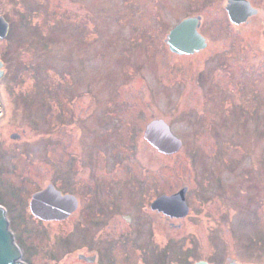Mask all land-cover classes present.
Masks as SVG:
<instances>
[{
	"label": "rangeland",
	"instance_id": "374dc122",
	"mask_svg": "<svg viewBox=\"0 0 264 264\" xmlns=\"http://www.w3.org/2000/svg\"><path fill=\"white\" fill-rule=\"evenodd\" d=\"M251 2L235 24L228 0H0V204L28 263L100 249L103 264H264V0ZM198 16L209 45L173 53L169 31ZM241 84L263 102L246 127L219 104ZM156 119L181 149L144 138ZM51 183L80 200L61 221L30 211ZM184 187L187 215L151 208Z\"/></svg>",
	"mask_w": 264,
	"mask_h": 264
},
{
	"label": "water",
	"instance_id": "95a60500",
	"mask_svg": "<svg viewBox=\"0 0 264 264\" xmlns=\"http://www.w3.org/2000/svg\"><path fill=\"white\" fill-rule=\"evenodd\" d=\"M230 19L235 24H242L250 17L258 14L250 0H228L226 5ZM200 17H188L171 29L166 39L170 50L179 55L193 54L205 48V37L199 32ZM9 31V23L0 15V38H5ZM3 61H0V78L4 74ZM18 133L12 138H18ZM144 138L163 153L176 152L183 146V141L175 135L164 119L151 121L145 130ZM187 187L168 195L163 194L151 203V208L166 215L183 217L190 211L186 198ZM79 199L76 195L63 194L53 183L32 194L30 210L41 220H64L78 209ZM85 257V255H81ZM0 264H28L23 258V251L16 242L15 234L10 229V221L6 210L0 205ZM195 264H207L198 261Z\"/></svg>",
	"mask_w": 264,
	"mask_h": 264
},
{
	"label": "flooded vegetation",
	"instance_id": "af4514ba",
	"mask_svg": "<svg viewBox=\"0 0 264 264\" xmlns=\"http://www.w3.org/2000/svg\"><path fill=\"white\" fill-rule=\"evenodd\" d=\"M200 25H201V21H200ZM205 38H206V43H207L206 46H208L209 43L207 41V37H205ZM249 91H250L249 87L246 84H241L239 89L237 90V92L239 94V101L234 100V97H235L234 95H226V92H224V93H222V94H224L223 99L221 101L222 103L219 102L220 105L222 104L221 106L223 109H225L224 107L229 108L230 111L228 113L232 114L234 119L241 121L242 124H244V121H245V116H242V114L245 115L248 112L250 114H254L256 112V110L258 108H260L259 104L260 103L263 104V102L261 101L262 97H261V93L259 92V90H257V89L255 91L253 90V92L250 94V97H246V92L249 93ZM243 94H245V96H243ZM253 100L255 101L254 103H252ZM235 110L237 111V113H234ZM225 112H227V111H225ZM113 114H114V112H113ZM214 114L215 115L213 116L212 122H214V120H216L215 117L217 116V113H214ZM234 114H236L237 116ZM233 117H231V118H233ZM260 119L263 120L262 124H264V117L263 118L260 117ZM260 119L256 118V120H260ZM245 124H246V122H245ZM245 124H244V127H246ZM239 126H240V124H239ZM255 126L256 127L253 129V131H255V130L257 131L254 133H255L256 137L259 138L264 134V125H262L263 127L260 125H255ZM245 132H248V131H244L243 129H239L237 134L240 137H242V136H245V134H246ZM216 187L220 188V185L216 184ZM42 189H44V188H42ZM64 239H68V237L67 238L64 237ZM102 252L103 251H101L100 249H98L96 252H93V253H84V252L81 253V252H79V253H77V256H78L80 262L85 263V264H87V263L91 264V263H95V262L99 263V264H103V262H104L103 261V258H104L103 254L104 253H102ZM82 254L85 255V257H81ZM255 262H257V261H255ZM29 264H33V263L30 261Z\"/></svg>",
	"mask_w": 264,
	"mask_h": 264
}]
</instances>
